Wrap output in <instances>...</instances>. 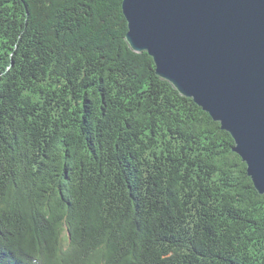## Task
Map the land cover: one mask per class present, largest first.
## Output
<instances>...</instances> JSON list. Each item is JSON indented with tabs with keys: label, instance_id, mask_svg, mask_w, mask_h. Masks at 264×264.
Segmentation results:
<instances>
[{
	"label": "trees",
	"instance_id": "1",
	"mask_svg": "<svg viewBox=\"0 0 264 264\" xmlns=\"http://www.w3.org/2000/svg\"><path fill=\"white\" fill-rule=\"evenodd\" d=\"M128 27L123 0H0V264H264L235 140Z\"/></svg>",
	"mask_w": 264,
	"mask_h": 264
},
{
	"label": "water",
	"instance_id": "2",
	"mask_svg": "<svg viewBox=\"0 0 264 264\" xmlns=\"http://www.w3.org/2000/svg\"><path fill=\"white\" fill-rule=\"evenodd\" d=\"M127 42L235 140L264 195V0H123Z\"/></svg>",
	"mask_w": 264,
	"mask_h": 264
}]
</instances>
